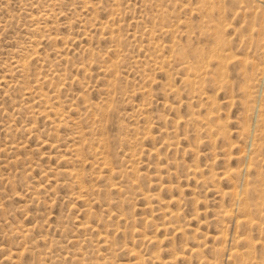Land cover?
<instances>
[{"label":"rangeland","instance_id":"1","mask_svg":"<svg viewBox=\"0 0 264 264\" xmlns=\"http://www.w3.org/2000/svg\"><path fill=\"white\" fill-rule=\"evenodd\" d=\"M0 264H264V0H0Z\"/></svg>","mask_w":264,"mask_h":264},{"label":"bare ground","instance_id":"2","mask_svg":"<svg viewBox=\"0 0 264 264\" xmlns=\"http://www.w3.org/2000/svg\"><path fill=\"white\" fill-rule=\"evenodd\" d=\"M228 213V212H227ZM237 257V256H236Z\"/></svg>","mask_w":264,"mask_h":264}]
</instances>
